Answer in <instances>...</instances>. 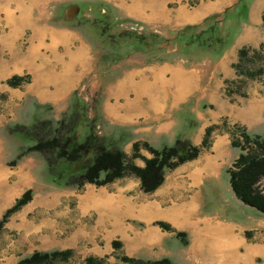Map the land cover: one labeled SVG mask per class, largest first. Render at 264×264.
Returning <instances> with one entry per match:
<instances>
[{"label":"rangeland","instance_id":"rangeland-1","mask_svg":"<svg viewBox=\"0 0 264 264\" xmlns=\"http://www.w3.org/2000/svg\"><path fill=\"white\" fill-rule=\"evenodd\" d=\"M186 1L189 10L198 5V0ZM235 1L233 0L232 4ZM19 2L26 7V18L29 21L37 23L38 26L46 25L47 27L72 29L79 33L82 40L88 44L91 55L90 67L92 69L90 74L92 75V80L99 84V88L97 92H93L91 95L85 94L86 89L78 88L81 93L80 97L85 95L92 100L96 98L99 100L100 87L102 88L105 84L118 78L124 70L137 65L150 64L145 63L146 57L143 54L133 52L130 49L128 55L114 66L112 72L114 77L111 80L105 79L95 72L94 60L96 56L103 52V49H108L97 45L93 34L87 29L88 24L84 22V19H103L104 16L100 13L102 9L106 12L109 11L110 15L113 14L115 18L120 20L121 28L119 29L132 30L129 28L130 21L124 22V17L136 21L118 9L114 5L117 3L115 0H0V4L8 3L11 9H14ZM257 3L259 5L256 11L262 8L260 10L262 13L264 10V1L262 2V0H251L249 7H253ZM71 5H76L78 11L69 15L65 13V9ZM171 6L172 4H170ZM3 16H5L3 12H0V65L2 66L17 62L21 56L26 54L25 38L29 35V30L24 31V33L15 32L11 28L12 26L5 23ZM202 19L193 24L201 22ZM247 21L248 18L241 25L238 34L232 42L237 46L239 45L238 51L240 49L244 50V55L240 57L237 51V61L233 65L236 77L224 84L223 92L227 98L234 100L239 107H241V104L248 102L256 103L254 102L256 100H258L257 102L260 101L264 106V45L259 44L255 47L241 45L244 41L242 28ZM91 22L93 21L91 20ZM141 25L140 23L138 28ZM246 27L250 30L248 32L249 35L264 39V30L260 29L253 32L251 30L252 25H247ZM169 29L172 28L162 27L159 32L166 34ZM106 42L103 44L105 45ZM14 75L21 77V80L18 85L13 86L8 84L7 80ZM31 81L32 77L28 74H13L4 80L0 79V83H4L11 89H18L21 92ZM6 100L7 94L0 92V118L2 116L4 120L2 126H0V162H4V166L12 170L16 169L18 163H23V169L31 175L34 182L31 183L30 187L22 191L23 193L27 189L31 190L29 201L8 216L0 231V264H16L19 258L27 256L34 250L45 251L54 249H70L72 252L66 260L56 261L54 264H82L86 256L102 257L104 258L103 264H141L139 261L156 260L163 257L168 258L173 264H218L219 258L216 256L213 242H207L203 250H192L194 245H196L195 235L192 232L205 225H215L216 222H219L221 226H225V221H234V223L242 227L247 225L254 227L259 218H264L263 213L243 204L234 196L229 187L228 175L225 172L240 151V147L231 145L232 142H240L243 150L250 154L260 155L262 151L254 142H244L239 132L235 131L233 133L231 131L233 126L242 127L235 123H230L225 117L216 119L215 122L209 123L203 128L204 132L207 127H211L212 130L208 136V146L202 149H206L211 145L212 136L224 131L229 134V146L220 148L219 160L222 165H220L218 178L212 183L206 184L202 196H198V200L194 202L181 201L179 199L160 202L161 207L168 209L186 206V211L183 215L176 216L171 214L165 217L158 213L143 220H137L132 215L131 207H127L121 202H119L117 207L112 206L114 200L117 199L116 197L124 200L130 199L132 202L137 201L140 204L144 201L158 199V196L154 192L143 193L140 191L138 179L132 174H126L111 183L101 186L86 183L80 187H56L49 181L44 160L39 152H28L18 161L10 164V161L15 158L20 145L14 137L8 134L10 127H13L14 124L30 123L39 114L43 118H57L61 112L62 103H57L52 107L49 105L51 107L50 110L44 109L40 111L39 107L42 105L32 102L31 99L24 100L19 106H15L13 103L6 104ZM31 102L33 107L30 105ZM207 107L209 108L210 105L205 104L202 106V108ZM31 112L34 113V117L31 116ZM188 116V118L193 119V122L188 123L189 126L195 125L193 128L191 127V130L187 131L190 134L196 130L199 122L193 114L190 113ZM129 127L134 134L135 140H145L152 147L158 144L149 137L145 138L143 133L141 135L137 133L139 135L137 136L133 128ZM244 131L251 136L254 135V133ZM256 133L255 135L264 139V122L263 128L261 126V129ZM156 140L160 141L158 138ZM165 140L168 141V139ZM123 148L130 162H136L139 165L143 164L141 158L130 157L132 153L131 143L126 144ZM141 151L148 156L150 155L143 148L139 149V153ZM173 172V169L165 172L166 181H173ZM184 175L182 177L183 180L186 179ZM8 180L13 184L17 179L15 176H11ZM257 187L264 191V178L260 180ZM191 194V191H184L182 192V198H184V195L188 197ZM171 197L175 196L171 195ZM14 201L6 205L0 213V217ZM188 206L192 207L188 208ZM204 217L207 219H203ZM156 222H162L163 224L160 226ZM146 227H156L160 231L165 232L166 235L163 237L162 244L164 247L166 246V256L154 258L153 255L154 253L157 254V248L148 247H142L140 254L133 255L132 234L136 233L137 230L141 233ZM27 231H29V235L25 234ZM176 233L181 234L177 236ZM251 233L252 230L246 229L244 231L247 237H250ZM112 241H117L118 245L114 246ZM234 252L235 254L238 252L241 254L243 250L241 247H237ZM122 256L132 257L137 261H123L121 260ZM248 260L250 264H264V258L250 257ZM240 262L241 260H239V264H241Z\"/></svg>","mask_w":264,"mask_h":264},{"label":"crops","instance_id":"crops-1","mask_svg":"<svg viewBox=\"0 0 264 264\" xmlns=\"http://www.w3.org/2000/svg\"><path fill=\"white\" fill-rule=\"evenodd\" d=\"M232 1L198 0V5L191 10L188 9L186 0H115L117 3L114 5L142 26L159 31L162 27L175 29L185 24L196 23L205 16L230 6ZM258 5L259 3L250 6L248 10L246 24L252 25L253 32L264 30L260 17L262 8L256 11ZM0 12L5 15L3 16L5 23L12 26L15 32L24 33L29 30V35L25 38L26 54L17 62L0 65V79L4 80L13 74H28L32 81L22 92L0 83V92L7 94L6 104L13 103L19 106L24 100L31 99L32 102L48 104L51 107L62 103L60 108L62 111L71 91L78 88L86 89L87 95L97 92L99 84L92 80L90 74L92 73L90 49L79 33L66 27L38 26L26 18V7L21 2L14 9L9 8L8 3L0 4ZM246 24L242 28L244 41L241 45L245 47L264 45V39L248 34L250 30ZM238 46L231 43L220 56L216 58L206 56L194 63L175 59L130 67L118 78L100 87L99 112L107 121L129 125L134 133L140 135L143 133L145 138H151L158 143L154 145L156 148L172 144L178 129L184 126L185 117L190 113L199 122L196 130L189 134L190 142L194 145L200 144L203 128L221 117L255 135L261 126L263 128V104L256 100L254 101L256 103L248 102L239 107L223 92L224 84L236 77L233 65L237 61V51L240 48ZM32 102L30 105L33 107ZM205 104L210 107L202 108ZM31 116H35L33 112ZM2 122L4 120L1 116L0 126ZM157 138L160 141H157ZM225 146H229L227 132L212 136L208 148L202 149L195 158L173 168V181H166L164 176L162 183L150 192H154L158 199L139 204L137 201L116 197L112 206L117 207L121 202L131 207L132 215L137 220L158 213L165 217L171 214L183 215L186 206L173 207L169 210L161 207L160 202L177 199L188 202L198 200V196H202L204 186L218 178L222 165L219 152L220 148ZM140 153L146 158L150 157L142 151ZM134 163L137 166L143 165ZM4 165V162H0V213L8 203L14 201L34 182L31 175L23 169V163H18L15 170ZM183 175L186 177L185 180L182 179ZM11 176L17 179L13 184L8 180ZM184 191H191V196L184 195L182 198ZM225 223V226H221L216 222L215 225H205L199 227L197 231L194 230L192 234L195 235L196 245L192 250H203L207 242H213L216 256L219 258L218 264H239V260L241 264H250L248 260L250 257L264 258L263 217L257 220L254 227L249 225L242 227L234 221ZM246 229L252 230L250 237L245 236ZM25 234L30 233L27 231ZM165 235V232L156 227H146L141 233L137 230L132 234L133 255L140 254L142 247H148L157 248L154 258L166 256V246L162 244ZM237 247L242 248L241 254L239 252L235 254L234 250Z\"/></svg>","mask_w":264,"mask_h":264},{"label":"trees","instance_id":"trees-1","mask_svg":"<svg viewBox=\"0 0 264 264\" xmlns=\"http://www.w3.org/2000/svg\"><path fill=\"white\" fill-rule=\"evenodd\" d=\"M251 0H236L231 6L219 13L211 14L197 24H187L169 29L166 34L145 28L139 22L130 21L132 30H123L118 18L108 11L100 10L103 19H84L88 30L93 34L99 47L103 49L94 60V70L103 78L111 80L114 66L125 58L130 49L143 54L145 63H161L175 59H183L194 63L203 57L220 56L233 42L240 27L247 20ZM91 20L93 22H91ZM264 24V10L261 13ZM104 26V27H103ZM121 30V31H120ZM107 41V42H106ZM106 44L104 45L103 43ZM106 50V51H105ZM238 55H244L240 49ZM98 65V66H97ZM96 68V69H95ZM21 77L12 76L7 80L10 85H18ZM78 89L71 91L64 109L57 118H43L36 115L30 123L14 124L8 134L20 145L15 158L10 164L18 161L28 152H39L45 163L47 176L56 187H80L84 184L101 186L132 174L138 179V186L143 193L154 191L163 181L167 170L195 158L202 148L208 146L211 127H207L199 145L190 142L189 133L195 125L192 118L185 117L184 126L169 145L152 147L145 140H135L129 126L107 121L99 112L98 99L83 95ZM41 110H50L49 105H42ZM38 108V109H39ZM233 133L239 132L244 142L252 141L262 151L260 155L245 152L240 142H232V146L240 147L236 158L225 172L234 196L243 204L264 214V192L258 189V183L264 178V139L258 135H250L244 129L233 126ZM131 143V158H141L142 166L130 162L124 146ZM148 151L150 157H143L139 149ZM31 190H25L0 217V231L8 216L29 201ZM161 226L162 222H156ZM181 233H176L179 236ZM114 246L117 241H112ZM185 244V243H183ZM72 254L70 249H54L32 251L21 257L16 264H54L64 261ZM121 260L134 262L132 257L122 256ZM104 258L86 256L82 264H103ZM141 264H173L168 258L139 261Z\"/></svg>","mask_w":264,"mask_h":264},{"label":"water","instance_id":"water-1","mask_svg":"<svg viewBox=\"0 0 264 264\" xmlns=\"http://www.w3.org/2000/svg\"><path fill=\"white\" fill-rule=\"evenodd\" d=\"M77 11H78V7L76 5H71V6H69L68 8L65 9V13H67L69 15L74 13V12L77 13Z\"/></svg>","mask_w":264,"mask_h":264},{"label":"built area","instance_id":"built-area-1","mask_svg":"<svg viewBox=\"0 0 264 264\" xmlns=\"http://www.w3.org/2000/svg\"><path fill=\"white\" fill-rule=\"evenodd\" d=\"M264 192V191H263Z\"/></svg>","mask_w":264,"mask_h":264}]
</instances>
